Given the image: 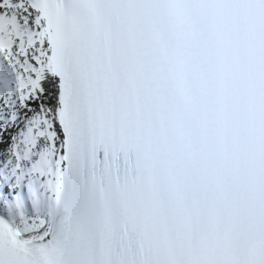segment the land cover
<instances>
[{
    "label": "snow or ice",
    "instance_id": "1",
    "mask_svg": "<svg viewBox=\"0 0 264 264\" xmlns=\"http://www.w3.org/2000/svg\"><path fill=\"white\" fill-rule=\"evenodd\" d=\"M0 264H264V0H0Z\"/></svg>",
    "mask_w": 264,
    "mask_h": 264
}]
</instances>
